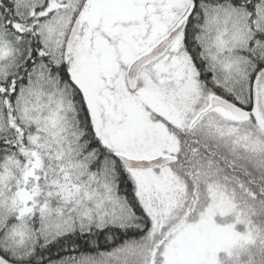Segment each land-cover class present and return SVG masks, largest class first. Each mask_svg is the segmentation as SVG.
I'll return each mask as SVG.
<instances>
[{
    "label": "snow or ice",
    "instance_id": "snow-or-ice-1",
    "mask_svg": "<svg viewBox=\"0 0 264 264\" xmlns=\"http://www.w3.org/2000/svg\"><path fill=\"white\" fill-rule=\"evenodd\" d=\"M0 264H264V0H0Z\"/></svg>",
    "mask_w": 264,
    "mask_h": 264
}]
</instances>
